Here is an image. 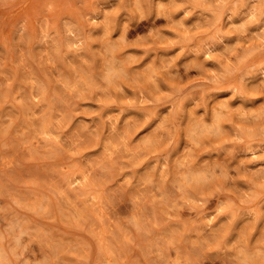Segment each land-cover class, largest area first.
<instances>
[{
	"label": "rangeland",
	"instance_id": "1",
	"mask_svg": "<svg viewBox=\"0 0 264 264\" xmlns=\"http://www.w3.org/2000/svg\"><path fill=\"white\" fill-rule=\"evenodd\" d=\"M0 264H264V0H0Z\"/></svg>",
	"mask_w": 264,
	"mask_h": 264
}]
</instances>
